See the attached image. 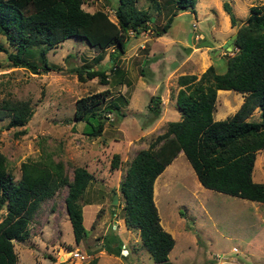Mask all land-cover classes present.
I'll use <instances>...</instances> for the list:
<instances>
[{
  "label": "rangeland",
  "instance_id": "374dc122",
  "mask_svg": "<svg viewBox=\"0 0 264 264\" xmlns=\"http://www.w3.org/2000/svg\"><path fill=\"white\" fill-rule=\"evenodd\" d=\"M224 1L235 17L234 25H230L229 15L222 7ZM157 2L159 9L154 10L153 2L136 1L138 7L153 14V21L146 30L129 33L123 51L117 55L116 62L127 79L124 83L110 82L113 62L109 55L113 45L100 52L83 38L70 36L45 52L54 69L31 72L10 63L6 52L15 47L0 35L7 49L0 51V101L27 100L32 109L22 126L7 127L8 117L0 119V152L6 158L7 169L17 179L20 161L49 156L61 160L69 178L75 165H84L92 174L78 199L86 229L83 247L75 249L64 211V185L56 191L53 205L51 198L40 204L28 223V238L13 240L16 264H84L94 255L97 264H154L141 244L138 229L127 227L123 221L117 184L136 150L147 147L165 130L167 121L178 119L174 103L177 76L193 73L197 78L209 64L216 72H223L232 51L220 44L236 31L250 6L264 7V0H195L193 9L178 10L171 0ZM114 3L83 0L81 7L87 11L106 10L114 21ZM173 11L176 13L169 27L156 36L154 30H159ZM201 41H209L210 45ZM27 56L37 59L36 54ZM173 61L176 62L171 65ZM77 65L103 68L108 82L99 83L96 76L79 80L71 72ZM104 88H109L104 101L118 94L127 98L120 108L124 114L118 119L114 112H108L101 134L90 137L82 133L83 122L72 119L74 100ZM217 91L214 119L231 114L245 94L231 89ZM152 97L156 99L155 112L150 109ZM225 110L227 113L222 115ZM258 118L255 108L248 119ZM113 153L119 157L115 168L109 166ZM163 171L156 176L153 201L160 225L174 239L167 253L168 264H264V203L198 185L182 151ZM251 176L255 181H264V148L255 153ZM109 232L123 237L120 253L96 250V254L87 257L85 253L91 251L86 249L100 248L101 235ZM82 253L85 257L79 258L77 254Z\"/></svg>",
  "mask_w": 264,
  "mask_h": 264
},
{
  "label": "trees",
  "instance_id": "16d2710c",
  "mask_svg": "<svg viewBox=\"0 0 264 264\" xmlns=\"http://www.w3.org/2000/svg\"><path fill=\"white\" fill-rule=\"evenodd\" d=\"M136 1L114 0L113 21L106 10H84L83 0H0V35L15 47L14 51L6 52L0 41V51L6 52L13 66L37 72L55 68L47 62L45 52L67 37H81L100 52L113 45L109 55L113 62L109 68L110 82L124 83L127 79L116 62L117 55L123 51L129 33L138 34L153 21V14L138 7ZM147 1L153 2L154 10L159 9L157 0ZM171 1L178 10L193 9L195 3V0ZM222 7L229 15L230 25H234L236 20L228 3L222 2ZM175 13L166 17L159 30H154L156 36L166 31ZM235 33L232 53L227 56L223 72H216L209 64L197 78L193 73L177 76L174 103L178 119L167 121L165 130L147 147L136 150L117 184L123 221L127 227L138 229L141 244L154 264H168L167 253L174 239L160 225L153 201V180L179 150L202 186L264 203V181H255L251 176L255 153L264 148V7L250 6ZM35 54L36 60L27 56ZM71 72L81 81L96 76L99 83L108 82L104 69L92 65H77ZM216 89L245 93L238 107L219 119L212 115ZM108 92L109 88H104L74 100L72 119L83 122L82 133L87 136L101 134L108 112H114L118 119L124 114L120 108L127 98L118 94L104 101ZM151 100L150 109L155 112L156 99ZM255 108L259 118L249 120ZM31 113L27 100L0 101V119L8 117L7 127L24 125ZM118 160V154L113 153L109 166L115 168ZM91 178L84 165L73 166L69 178L61 160L46 156L20 161L19 177L15 179L0 152V208L4 207L0 218V264H16L13 240L28 238V223L40 204L51 198L53 205L56 191L64 185L63 205L73 240L78 243L86 232L78 199ZM100 239L107 253H120L116 232L103 233ZM67 248L71 249L69 245ZM95 262V257H91L84 264Z\"/></svg>",
  "mask_w": 264,
  "mask_h": 264
},
{
  "label": "crops",
  "instance_id": "0c3cea01",
  "mask_svg": "<svg viewBox=\"0 0 264 264\" xmlns=\"http://www.w3.org/2000/svg\"><path fill=\"white\" fill-rule=\"evenodd\" d=\"M219 90H221V89H219ZM219 90H218V91H219ZM218 91H217V92H218ZM227 111H228V110H225V111L222 113V115H224L225 113H227ZM233 111H234V110H232V112H233ZM222 115H221V116H222ZM179 151H181V150H179ZM179 151H178V152H179ZM175 156H176V155H175ZM175 156H174V157H175ZM174 157H173V158H174ZM173 158H172L171 161H173ZM171 161H170V162H171ZM170 162H169V163H170ZM169 163L166 164L165 167H164L163 169H165V168L169 165ZM161 172L163 173L164 171L162 170ZM161 172H160V173H161ZM193 172H194V171H193ZM158 175H159V174H158ZM156 179H157V177H155L154 180H153V185H155V188H156V183H157V180H156ZM196 182H197L198 185L202 186L198 180H197ZM154 191H155V190H154ZM154 193H155V192H154ZM64 211H65V209H64ZM117 232H118V231H117ZM117 235H119V233H117ZM119 238H120V240L123 239V237H121V235H120ZM100 240H101V239H100ZM82 241H83V240L81 239L78 243H75V245H76L75 249L78 248L79 246H82ZM64 244H65V243H64ZM94 244H95V243H93L92 245H94ZM66 245H69V246H70L69 243H66ZM82 247H83V246H82ZM75 249H72V250H70V251H73V250H75ZM86 250L91 251V253H87V252L85 253V255L88 257V256H92V255L96 254V250H97V251H101V252L105 251V248H103V247H102V244H101V247H100V248H98V247H96V246H94V247H93V246H90V247H88V249H86ZM74 254H75V253H74ZM82 254H83V253H82ZM94 256H95V255H94ZM94 256H92V257H94ZM95 264H97V262H95Z\"/></svg>",
  "mask_w": 264,
  "mask_h": 264
},
{
  "label": "water",
  "instance_id": "95a60500",
  "mask_svg": "<svg viewBox=\"0 0 264 264\" xmlns=\"http://www.w3.org/2000/svg\"><path fill=\"white\" fill-rule=\"evenodd\" d=\"M152 18V17H151ZM236 33H232L231 35H229L221 44L220 47L226 49L227 51H231L233 45V39L235 38ZM188 39H190V33H188ZM202 43H206L208 45H210L209 41H201ZM220 48H216V50H219ZM185 50V49H184ZM188 51V49H187ZM176 61H173V63H171V65H174ZM115 201V198H114Z\"/></svg>",
  "mask_w": 264,
  "mask_h": 264
},
{
  "label": "built area",
  "instance_id": "2783aa9c",
  "mask_svg": "<svg viewBox=\"0 0 264 264\" xmlns=\"http://www.w3.org/2000/svg\"><path fill=\"white\" fill-rule=\"evenodd\" d=\"M194 35H195V37H197V36H198V34H197V33H195ZM124 250H125V249H124ZM77 255H78V257H79V258H84V257H85V255H83V254H77Z\"/></svg>",
  "mask_w": 264,
  "mask_h": 264
}]
</instances>
